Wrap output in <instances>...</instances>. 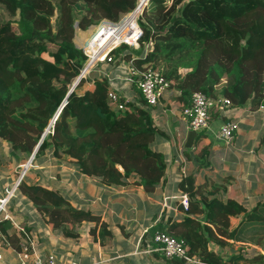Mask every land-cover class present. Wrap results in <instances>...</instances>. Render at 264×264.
Segmentation results:
<instances>
[{
    "label": "trees",
    "instance_id": "trees-1",
    "mask_svg": "<svg viewBox=\"0 0 264 264\" xmlns=\"http://www.w3.org/2000/svg\"><path fill=\"white\" fill-rule=\"evenodd\" d=\"M0 3L12 17L0 22V141H6L11 162L26 161L43 136L32 162L48 152L55 158L72 156L84 173L105 184L133 177L134 183L153 191L165 175L166 156L153 146L159 131L151 112L134 102L123 109L110 104L104 75L94 74L93 86L83 93L77 92V84L67 95L86 59L74 42L76 25L85 30L103 19L116 21L136 0ZM140 24L141 45L150 42V50L145 56L135 51L139 56L134 63L143 67L162 62L161 70L183 105L195 91L222 94L252 110L264 105V0H149ZM122 49L129 60L133 51L122 45L115 53ZM203 131L197 132L196 142L205 136ZM208 151V145L199 146L200 166ZM225 179L206 175L196 183L192 174H185L178 186L188 194L186 213L157 229L184 239L187 254L205 264H264L257 248L243 252L240 247L238 254L225 258L209 246L211 240L221 247L231 244L228 239L264 242V199L248 209L238 199L223 196ZM16 193L28 197L51 228L75 234L72 230L83 220H93L91 231L96 234L99 224L101 241L112 235L100 215L72 205L57 189L21 180ZM234 217L240 218L232 226ZM6 229L0 218V231L9 237ZM171 260L183 264L177 257Z\"/></svg>",
    "mask_w": 264,
    "mask_h": 264
},
{
    "label": "crops",
    "instance_id": "crops-1",
    "mask_svg": "<svg viewBox=\"0 0 264 264\" xmlns=\"http://www.w3.org/2000/svg\"><path fill=\"white\" fill-rule=\"evenodd\" d=\"M84 32L80 28L75 30L77 47L91 33ZM126 67L125 59L115 63L103 61L98 63L91 76H106L109 83L116 85L125 96L141 103L137 87L124 79ZM81 84L84 86L77 91L79 94L93 86L87 80L78 86ZM150 112L159 131L153 146L166 156L165 175L153 191H146L141 184L134 183L133 177L126 178L121 184H105L99 177L84 173L72 156L55 158L48 152L33 162L34 156L29 163L28 158L13 164V160L7 157L9 147L6 141H0V200L12 191L4 210L0 209V218L5 219L9 233L7 237L0 231V251L5 263L23 264L22 251L26 246L30 256L45 258L52 254L60 263L76 260L79 264H174L152 248L150 238L158 225L186 213L180 207L178 197L182 193L178 182L185 174H192L196 183L202 182L206 175L225 176L227 190L223 196L238 199L248 209L257 200L264 199V109L252 110L248 104L233 103L219 108L211 114L209 127L203 131L205 136L196 142L195 135L191 145L186 144L189 130L177 99L165 108L157 105ZM228 119L235 120L238 129L230 141H225L219 131ZM237 132L240 133L239 138L235 134ZM201 145H208L209 149L202 166L196 159ZM21 180L57 189L72 205L100 215L101 220L108 223L111 237L105 242L99 239V224L96 234L92 233L91 229L96 224L93 220H83L72 230L75 234L51 228L46 215L35 208L28 197L16 193ZM239 218H232V226ZM228 241L230 245L221 247L211 240L209 246L229 258L238 254L240 247H244L245 252L251 247L259 250L264 245V242L255 245L232 239ZM243 263V260L234 262Z\"/></svg>",
    "mask_w": 264,
    "mask_h": 264
},
{
    "label": "built area",
    "instance_id": "built-area-1",
    "mask_svg": "<svg viewBox=\"0 0 264 264\" xmlns=\"http://www.w3.org/2000/svg\"><path fill=\"white\" fill-rule=\"evenodd\" d=\"M148 2L149 0H136V4L130 10L121 13L118 20L111 21L103 19L92 28L93 30L88 38L78 46L82 49L86 59L79 68V73L76 76L78 80L76 77L74 78V80H77L74 88L83 81V79L87 80L90 84L94 82V77L91 76V72L96 69L98 63L103 61L112 63L123 61L124 49L115 53V50L120 46L126 45L131 49H139L141 47L140 40L143 35V27L140 24V19L143 9ZM147 43H149V45ZM149 50L150 42H146V47H143L142 52L139 54L145 56ZM139 54L133 51L132 57L127 60L124 79L131 85L137 87L142 98L141 103L133 99V97L125 96L116 85L110 83L106 92L108 102L118 109H123L127 102H134L149 111L157 105H161L165 108L176 99L177 90L157 66L144 65L143 67H138L134 63L133 58L138 57ZM231 104L232 101L230 98L222 94L218 96H208L201 91L193 92L191 101L188 105H183L181 103V113L186 128L188 130H194L196 133L202 129L208 128L211 114L219 110V108H225ZM259 109H264V105H261ZM236 128L237 122L233 119H228L222 123L219 135L225 141H230ZM179 147L182 149L181 145H179ZM21 177L22 174L20 175V178ZM11 194L12 191L9 195ZM9 195H6L0 200V209L4 210ZM178 197L179 202L182 204V208L186 210L189 204L188 194L182 192ZM150 239L153 243L152 248L159 250L165 258L171 259L177 257L183 260V264L203 263L198 258L187 254V246L184 239H178L158 229L153 232ZM27 249L26 246H23V264H79L76 260L62 263L57 262L52 254H49L45 258L30 256ZM259 251L264 254L263 248H259ZM0 261L4 262L3 264H7L2 258L1 251Z\"/></svg>",
    "mask_w": 264,
    "mask_h": 264
},
{
    "label": "rangeland",
    "instance_id": "rangeland-1",
    "mask_svg": "<svg viewBox=\"0 0 264 264\" xmlns=\"http://www.w3.org/2000/svg\"><path fill=\"white\" fill-rule=\"evenodd\" d=\"M149 3V2H148ZM8 18H12L11 17V15L9 14V12L5 9V7H4V5L3 4H1L0 3V22H2V21H4L5 19H8ZM13 27H14V29L16 30V31H18V27L15 25V24H13ZM91 27H93V26H91ZM90 28V27H89ZM85 29V32L84 33H88V32H92V30L93 29ZM148 45H149V43H147ZM143 47H146V42L145 43H143L142 45H141V47L139 48V49H131V48H129L130 50H132V51H134V53H135V51L136 52H141L142 51V48ZM44 56H46V57H48L49 55L45 52L44 53ZM151 66V65H150ZM157 66V68L158 69H162L163 68V63L162 62H159L158 63V65H156ZM186 69H181V71L183 72V71H185ZM162 71V70H161ZM85 79H83V81H84ZM73 82H74V79H73ZM71 86V85H70ZM83 84H81L80 86H78L77 87V91H81L82 89H83ZM86 86V85H85ZM237 129H238V127L235 129V131L234 132H236L237 131ZM235 134H237L238 135V138L240 137V133H235ZM234 135V134H233ZM262 248L264 249V245L262 246Z\"/></svg>",
    "mask_w": 264,
    "mask_h": 264
},
{
    "label": "water",
    "instance_id": "water-1",
    "mask_svg": "<svg viewBox=\"0 0 264 264\" xmlns=\"http://www.w3.org/2000/svg\"><path fill=\"white\" fill-rule=\"evenodd\" d=\"M76 28H78L77 25H76ZM76 79L78 80V77H76ZM76 79H75L74 82L71 84L70 88L68 89V91H67V95H69V93L73 90V88H74V86H75V84H76V82H77ZM47 130H48V129H46L45 133L47 132ZM45 133H44V134H45ZM44 134H43V135H44ZM195 135H196V131H194V130H189L188 141H187V143H186L187 145H191V142L193 141V138L195 137ZM42 138H43V136L41 137V139L39 140L38 144L35 146V148H34L32 154L30 155V157H29V159H28V161H27L28 163L30 162L31 158L34 156V153H35V151H36V148H37V146L39 145V143L41 142Z\"/></svg>",
    "mask_w": 264,
    "mask_h": 264
}]
</instances>
